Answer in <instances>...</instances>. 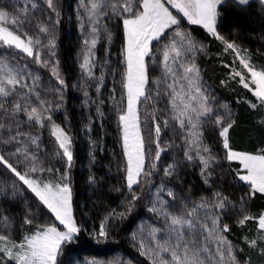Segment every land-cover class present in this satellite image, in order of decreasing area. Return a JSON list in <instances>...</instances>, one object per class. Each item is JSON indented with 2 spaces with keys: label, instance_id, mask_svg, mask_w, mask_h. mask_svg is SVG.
<instances>
[{
  "label": "snow or ice",
  "instance_id": "obj_1",
  "mask_svg": "<svg viewBox=\"0 0 264 264\" xmlns=\"http://www.w3.org/2000/svg\"><path fill=\"white\" fill-rule=\"evenodd\" d=\"M49 8H54L53 0H46ZM227 0H88L85 7L89 21V35L84 39L81 51V72L88 79L93 78V68L97 63L96 49L101 40H112L111 32L103 28L106 19L118 17L122 21L124 45L121 51L124 70L121 84L126 96V109L120 110L118 116L121 128L123 155L126 161L125 181L131 201L140 197L134 192V185H140L142 179L148 181L153 172L157 171V161L160 160L166 148L161 146V133L172 124L173 131L179 130L183 141V160H173L163 169L164 177L180 179L179 171L182 165L193 166L198 161L199 174L206 186H211L216 166L221 157L205 142L203 128L215 116V127L219 129V137L224 149L223 158L231 163L238 162L240 169L236 171V179L248 186L247 197L256 193L264 195V146L258 152H242L234 150L230 145L229 131L235 124L231 119L230 110L224 115L215 114L209 103V90L203 85L200 78V69L196 64V54L205 51V46L195 40L190 32L182 30L181 23L202 28L214 39L220 41L225 51L231 50L236 54L243 69H246L250 79L233 69V77L239 76L240 83L257 98L260 106L264 107V69L257 70L250 62L247 50L241 54L239 46L221 31L222 6ZM238 5H248L249 0H235ZM264 6V0H259ZM36 4L31 5L36 8ZM173 10H175L173 12ZM27 7L19 13H10L0 7V46L15 49L32 58L37 64L48 66L46 60L37 50L41 43L38 38H32L21 33ZM169 30L171 35H169ZM41 33H48V28L39 27ZM168 39L162 50L159 60L161 77L154 81L157 85L155 95L149 92V72L147 57L152 56L153 41ZM50 55L56 47L54 40L50 39L47 45ZM108 51L105 49V61L108 62ZM229 67V65H225ZM56 82L63 88L65 80L61 76L58 66L52 68ZM25 79L23 69L10 65L6 59H0V97H9L17 89L27 88L22 83ZM101 83L103 75L99 77ZM222 83H224L222 81ZM254 85L255 87H252ZM100 87L97 86V92ZM35 94V93H33ZM87 96V91L84 92ZM159 97H167L169 115L162 123L155 112L152 114V124L156 143L155 156L151 169L146 168V152L144 138L141 135L139 105L144 102H153ZM43 105V102H41ZM256 108V104L250 105ZM3 107V105H0ZM227 108L226 105H224ZM21 104L13 105V112H19ZM28 121L44 127L43 120L51 121V116L45 117L36 107L30 110L23 108ZM99 112V108L97 109ZM264 123V120L261 121ZM50 134L55 138L56 144L62 152L67 165L59 182L44 181L40 173L45 169L34 152L27 148H16L11 153L12 158L0 154V166L6 169L15 180L11 184H0V224L5 229L12 227V219L6 215L4 202L15 201L23 196L26 188L40 205L63 226L60 230L55 225H38L34 232L24 235L19 241L14 240L10 234H0V259H6L12 264H58V256L62 252L63 244L72 242L80 233L73 216V190L69 182L67 169L72 167L73 152L72 139L59 125H51ZM16 141V137L11 138ZM19 143V141H16ZM37 144V139L31 140ZM23 164V170L20 165ZM52 172V169H47ZM90 178V182H91ZM23 186V188L21 187ZM246 199L241 198V211L237 222L243 227L247 221L256 220L258 231L262 234L259 240L264 241V214L259 217L247 213L243 207ZM232 202L221 191H214L211 199L201 197L199 202L179 196L173 189L161 185L155 197L150 199L148 211L160 216L164 220V228L153 227L150 230L151 244L146 245L141 240L139 248L141 255H150L152 264H238L233 252L232 244L226 239L224 233L229 232L227 223L222 222L223 213ZM133 204H129V212ZM113 215H117L113 210ZM123 217L124 213H119ZM35 221L31 211L24 217L25 224ZM164 233L163 239H157L158 233ZM99 236L106 237L107 231L101 224ZM135 240L136 237L133 236ZM250 248H256L257 239L246 241ZM213 245L215 251H213ZM264 255V249L261 250Z\"/></svg>",
  "mask_w": 264,
  "mask_h": 264
},
{
  "label": "trees",
  "instance_id": "obj_2",
  "mask_svg": "<svg viewBox=\"0 0 264 264\" xmlns=\"http://www.w3.org/2000/svg\"><path fill=\"white\" fill-rule=\"evenodd\" d=\"M36 1L38 2V0H34L35 4ZM70 2L71 0H53L57 22L55 27L47 33V35L54 40L56 45L53 51L55 52L59 72L64 76L63 78L67 88V91L65 92L66 98L62 103H60L59 98H57L59 96L52 92L57 83L52 72V68L54 66L52 67L49 63L47 68L46 66L37 63L33 64L32 67L39 73L40 76V79L35 80L38 82L34 81L31 86L27 87L28 89H16L13 94L7 98L0 97V105H3V107H0V134L9 137L8 142L5 145L0 144V149L3 151L2 149L6 147L8 152H14L18 147H27L28 140L26 139V133L30 131L31 127L33 128L32 130L39 132L41 138H48L45 133L48 134L49 131L47 125L49 120L44 119V127H40L33 121H28L27 115L23 111L25 106H27L29 110L32 107H36L45 117L50 115L52 118L51 121L56 123H59L58 120L64 116L71 129L68 131L71 132L73 138L76 137L74 145L75 148H73L75 159H73V161L80 159V156H77V154L80 153L79 155H81V160L79 163L84 166L87 143L85 142V144H82L84 143L82 142V139L84 138H78L74 133L79 130L81 131L87 126L88 114L82 104V98L85 95H79L80 91L78 89H74L77 94L75 95L72 92L73 90L70 88V78H75V80L77 78L76 72L78 66L74 60V50L76 49V44L83 40V34L80 33L77 25H73L74 16L70 14ZM31 5L30 0H0V7L5 8L10 13H19L22 8L27 7L25 22L29 25V30L31 32V34L28 35L42 41L41 37H39L40 23L46 22L44 17L49 13L51 14V12L48 10V5L43 4L42 7L41 3H39V7L37 9L32 8ZM42 8H45L46 10L41 13L42 18H40L38 10L41 11ZM221 10L223 15L221 17L222 23L220 25V31L236 44H239L244 48H248L254 58L264 61V6H262L258 0H251L248 5H238L234 0H227V3L222 6ZM110 20L111 19H106L103 22V25H108ZM182 25L188 26L192 33H196L197 36L202 37L207 42L208 50L211 56L206 60H201L200 64L205 66L204 72L207 79L213 83H218L220 79L225 76L224 72L226 71L224 66L217 65L218 58L216 57L217 54L221 52L223 44L212 38L199 26L188 25L185 22H182ZM46 27H48L47 22ZM118 28L119 31H121V26H118L117 29ZM110 45L111 44H109V46ZM107 51L110 53L112 48L108 47ZM0 53L9 58L11 62L15 61V58L18 62L19 60L17 58L24 59L22 53L15 52L13 49L1 48ZM99 57L101 58V63L105 64V57ZM107 59L108 62L106 64H114L113 52L108 54ZM225 61L229 62L230 59H225ZM14 64L17 65L16 62ZM110 71L112 72L113 70L110 69ZM114 74L112 75L110 73V78H114ZM105 78L106 77H104L103 82H105ZM237 90L238 92L241 91L240 89ZM49 91L51 92L50 94ZM87 93V96L90 97L89 91ZM76 96H79V98L75 99ZM53 97L55 98L53 99ZM225 97H227V99H225L230 102H234L235 100L232 94H226ZM248 98L252 100V97L249 95ZM41 102H43V105H41ZM15 103L21 104V110L14 113L13 105ZM237 105L239 106H236L235 110V124L229 131L231 143L236 148L243 149L245 151H254L259 149V147L264 146V123L261 122L264 120V112H261V110L258 109L259 107L261 108V106L255 108L256 110H251V108L245 103H239ZM105 108L106 105H104V109ZM102 114L107 116V118H110L112 121V110H107L106 113L102 112ZM93 119L95 123H93V127H88V131L91 129L92 131L94 130V135L97 134L96 140L98 141L96 143V149L93 148L91 150L92 153H90V159H93V161L88 164H90L89 166H91L92 172L95 173V177L92 176L93 179H91V182L89 183H86L85 178L83 177L79 183L76 184L75 181V185L77 186L76 188L73 186L74 197H76L74 202L76 201V203H79V208L75 209H77V211H81L82 216L85 217L86 228L91 230L90 232H92V238H98L100 244H107L110 246L108 249H112V251L116 253H122V251H125V243L127 242V238L130 236L129 232L136 227L137 223L140 221V216L145 214L150 222H154L155 216L153 213L141 208V204L143 203L142 200H145L143 194H141L140 198L134 202L131 201L132 194L128 196V206L130 203L133 204L130 212L127 210V206H125L122 209L126 208V211L122 209H120V211L115 210L117 215L112 214L113 210H111V208H117V203L120 199L119 197H121L122 194L119 192L120 188H118L119 179H117V164L115 165V162L113 161L115 158L112 156L117 152V138L113 131V122L105 120L102 126L99 125V127H97L98 118L96 114H94ZM6 123H8V125H6ZM216 129L217 128L215 126H212V128H208L206 126L205 131L208 135L207 137L217 141L218 137L215 132ZM64 130L67 132L66 129ZM12 137H16V141H19V143L12 141ZM99 141H104L106 146L103 147ZM52 146L54 145L51 144V150H53ZM229 165L231 166L229 168L223 166L216 167V171L212 179L213 186L211 188V195L214 191H221L236 205V207L232 210L234 212L233 221L231 222V227L227 236L231 240V243H235L234 245L237 246L234 249V255L236 256L238 264L240 261H245L246 264H258L260 263L262 256H264L261 254V249H259L261 247L264 249V243L259 240L260 232L256 230V220L247 221L243 227L239 226L237 220L239 218L238 214L240 213L239 209L242 207V197H244L247 201L243 207L247 209L250 215L259 217V215L264 212V195L256 193L252 197H247V191H245L247 187L236 179L235 174L231 173L235 171L232 168L237 166L230 163ZM226 168L228 169V172ZM229 174H231V177ZM179 177V180L172 178V180H170L172 185L170 184L169 187L179 196L182 195L183 192H187V195H191L195 192L198 193L199 188H205L207 190L210 189L203 183L199 174L198 166H187L186 164L182 165L180 167ZM0 181L3 182V180ZM154 182H150L149 186H151ZM29 197L31 198L30 195ZM15 205H19V207L15 206L18 208L16 210L11 209V207H6L8 210V215H6L12 219V225L20 224L29 211H31L36 219L37 217L41 219L39 215L42 216L43 210L37 205L35 200H32V202L28 205L22 204V201ZM138 207L139 212L134 214V208H137L138 210ZM119 213H124V216H119ZM46 214L47 213H45V215ZM101 224L105 225L107 231V236L104 238L97 237V235H99L98 233L96 235V231H100ZM83 235H85V237L89 236L87 233H83ZM158 236L159 235H157V237ZM82 238L83 239H77L76 245L79 244L80 246H73L71 248H82L84 246V248H89V251H91L94 246L92 245L90 238L87 239V241L85 240L86 238ZM251 239L258 240L256 248H250L246 242ZM131 257L135 260L137 259V257L132 254Z\"/></svg>",
  "mask_w": 264,
  "mask_h": 264
},
{
  "label": "rangeland",
  "instance_id": "obj_3",
  "mask_svg": "<svg viewBox=\"0 0 264 264\" xmlns=\"http://www.w3.org/2000/svg\"><path fill=\"white\" fill-rule=\"evenodd\" d=\"M30 2L31 4H33L34 0H30ZM83 2L84 4H87L88 0H83ZM39 3H41L42 7H43V4L47 5L46 0H38V2L36 1L37 6L35 9L39 7ZM45 10H46L45 8H42L41 11L38 10V13H40V16H39L40 18H42L41 13H43V11ZM48 10H50L52 16H54L52 17L51 14L49 13L48 15L44 17V20L47 22V25H48L47 27L48 31L50 32L51 29H53L56 25L57 16L55 13L56 10L54 8H48ZM69 10H70V14L74 16L73 25H77V27H79L80 33L83 34V38H82L83 40L79 41L76 44V49L74 50V60L78 66L77 72H76L77 78L76 80L75 78H72V77L70 78V82H71L70 88L73 90L72 92L75 95H77L75 91L76 89L80 91L79 95L84 94L85 91L87 92L89 91L90 93V97L84 96L82 98L83 107H85L86 112L88 114L87 124H86L87 126L84 127L81 131L79 130L78 132L74 133L75 136H77L78 138H81V139L84 138L82 139V142H84L82 144H85V142L87 143L86 144L87 150L85 151L86 160L84 159L85 164L84 166H82L79 163L81 160V155H79L80 154L79 153L77 154V156H80V159H77L76 161L74 160L72 163V167L70 169H67L69 173L70 186L72 187V190H73V186H75V188L77 186L75 185V181L77 184L83 177L85 178L86 183H89L90 178H92V176L95 177V173L92 172L91 166H89L90 164L88 163H92L93 161V159H90V156H91L90 153H92L91 150L93 148L96 149V143L98 140H96L97 134L94 135L95 134L94 130L92 131L91 129L90 131H88V127L89 126L93 127L92 125L93 123H95L93 119L94 114H96L98 118L97 127H99V125L102 126L105 120L111 121V119L107 118V116L102 114V112L106 113L107 110H112V121L111 122H113L112 124L114 128L113 131H114V134L116 135V138H117L116 142L118 145L116 154L115 155L113 154L112 156L113 158H115L113 159V161L115 162V165L117 164V171H118L117 179H119L118 188H120L119 192H121L122 194H121V197H119L120 199H119V202L117 203V208L112 207L111 210L120 211V209L124 208L125 206H127V210H128L129 206L127 204V201H128L127 198L132 193L129 192L126 181H125L124 169L126 168V161L123 155L121 128H120V124L118 120L120 110L126 109V96L124 94V89L121 84L122 72L125 67L124 64L121 63V60H122L121 51L124 45L122 21L118 17H113L111 18L110 23L108 25L106 26L103 25V28H106L109 32H111L112 40L110 43L107 40H101L98 43L97 49H96L97 63H96V66L93 68V78L88 79L86 76H84V74L81 72L80 67H79V63L81 62V51L83 48V42H84V39L89 35L90 25H89V21L87 18V13L85 11V7L82 6V0H71ZM46 22L40 23V26L46 27ZM182 22H185V21H182ZM24 24L25 25H23V27L20 29L21 33L22 34L26 33L27 35L31 34L29 30L30 28L29 25H27L26 22H24ZM118 26H121V31H119V28L117 29ZM181 28L182 30L186 32H190L192 37L195 40H197L198 42L202 43L205 46V51L197 53L195 60H196V64L198 68L200 69L201 81L203 85L209 90L210 97H211L209 103L213 107L215 114L224 116L230 110L231 119L235 121L236 106H239L237 104L245 103L251 108V110H256L255 108H252L250 105L256 104L257 105L256 108H258L260 104L257 101V98L253 96L252 92L248 91V89L243 87V85L240 83L239 76L233 77L232 75L233 69H235L236 71L241 72L245 76L246 79H250V75L247 72V70L243 69L242 65L240 64V61L236 59V54L232 52L231 50L225 51V47L223 45L221 52H219L216 57L218 58L217 65L224 66V69H226V71L224 72L225 76L222 77L218 83H213L212 81L207 79V77L205 76L206 75L204 72L205 66L203 64H200L201 60L203 59L206 60L211 56L208 50L207 42L202 37L197 36L196 33H192L189 27L183 26L182 23H181ZM44 34L45 33H41V32L39 33V37H41L42 41L40 40L41 43L36 46L37 50H39L41 55L46 60L49 61L52 67L58 66L56 57H52L50 55V49L47 46L48 41L51 39V37L48 36L47 34L46 35ZM168 34L171 35L170 30ZM168 42L169 41L167 38L162 39L159 42L153 41L152 56L146 58V61L148 64V72H149L148 89H149V92H151L153 95H155V90L157 87V85L153 82L159 80L161 77V69H160L159 60L162 57V50ZM109 44L111 45L109 46ZM237 45L242 50L241 51L242 55L244 54L243 50H247V55L248 57H250V62L257 70L264 69V61L262 60L260 61L254 58L251 51L248 48H244L239 44ZM107 46L112 48L111 52H113L114 64L108 65V64L101 63V58L99 56L105 57V49ZM1 48L10 49V48L0 46V49ZM13 50L15 52H19L18 50H15V49ZM53 50L54 49H52V51ZM23 57L24 59L17 58L19 62L16 61V58L14 59L15 61L11 62L9 58L3 56L2 53H0V59H6L10 63L11 66L17 69H23V74H24L25 79L22 81V83L28 85L29 87L35 80L40 79V76H39V73L35 71V69L32 67L33 64L36 63V61L32 58L25 56V54H23ZM25 58H28V59H25ZM225 59H230V61L226 62ZM13 62L14 63L16 62L17 65H15ZM225 65H229V67H225ZM46 67L48 68V66ZM109 68L113 71L111 72ZM110 73L112 75L114 74V78H110L109 76ZM101 75H103V79L104 77H106L105 82L102 81L101 83L99 79ZM61 76L64 77L63 75ZM222 81L224 83H222ZM35 82H38V81H35ZM97 86L100 87L99 92H97ZM252 87H255V86L252 85ZM24 89H28V88H24ZM24 89L17 88V90H24ZM237 89H240L241 91L238 92ZM66 91H67L66 86L61 88V86L58 83H56L55 88L52 90V92H54L55 94L59 96L57 98H59L60 103H62L63 100H65ZM50 93L51 92L49 91V94ZM226 94H232V96L235 98L234 102L227 101L226 100L227 97H225ZM248 95L252 97V100L248 98ZM55 97H53V99ZM77 98H79V96H76L75 99ZM104 105H106L105 109H104ZM224 105H226L227 108H225ZM138 107H139V115H140L141 135L144 138V147H145V152H146V168L150 170L151 164L153 163V159L155 156V150H156V143L154 142L155 135H154V127L152 124V114L153 112H155L162 123L163 119L169 115L167 97H159L151 103L144 102L140 104ZM98 108H99V112H97ZM258 109H260L261 112L262 111L264 112V107L261 106V108L259 107ZM58 122L59 123L49 121L47 123L49 131H48V134L47 133L45 134L48 138H45V137L41 138V135H39V132L32 130L33 129L32 127L30 128V131L26 133V136H27L26 139L28 140V142H27V147L25 148L35 153V155L38 157L39 161L41 162L42 167L45 169L43 173L39 174L40 178L46 182L51 181L53 183L59 182L60 178L62 177L63 173L66 170L67 162L65 158H63L62 152L59 149L58 145L56 144L55 138L52 137L50 134L51 125L55 123L56 125H59L61 128L67 130V134L72 139V145H71L72 152H73V148H75L74 145L76 141V137L73 138L71 135V132L68 131L71 129L68 125L67 120L64 118V116L60 118ZM172 124H174V122H170V126L168 128H165L161 133L162 134L160 138L161 146L166 148L167 150L166 152L162 153L160 160L156 162L158 171L153 172L152 176L149 178L148 181H144L142 179V183L140 185H134V192H136V194L139 195V197L141 194L144 195L145 200H142L143 203L141 204L142 206L141 208L147 211H148V207L150 206V199H153L155 197L156 190L161 185H164L167 188L170 187V184H171L170 180H172V178L164 177L163 169L168 164L172 163L173 160H183L184 159L183 147H182L183 141L181 140L180 135L178 134L179 130L177 129L176 131H173L172 126H171ZM6 125H8V123H6ZM206 126L208 128L210 127L212 128V126L213 127L215 126V116H213L210 122L206 123L203 128L204 135H205V142L213 149L215 154L221 157L220 163L216 167H220V166L227 167V168L231 167L229 165V162H227L223 158L224 149L222 146V140L218 134L219 129H216L215 131L218 137L216 141V140L210 139V137H207L208 135L205 131ZM33 138L37 139V144L40 143L39 148H37L36 144L31 143V140ZM8 139L9 137L3 136L0 134V144L5 145L8 142ZM229 140H230V136H229ZM99 143L102 144L103 147L106 146V143L104 141H99ZM51 144L54 145L52 146L53 150L50 149ZM230 145L234 150L242 151V152L255 153V152H258L260 149L259 147V149H256L254 151H245L243 149L236 148L231 143V140H230ZM2 150L3 151H1L0 149V154H4L8 156L9 158H12L11 153L13 152H8V150H6V147ZM73 157H75V154H73ZM12 159H13V162L15 163V159L14 158ZM230 164H234L235 166H237L235 168L233 167L232 169H234L235 171L231 172L235 174L236 176V171L240 169V165L238 162H231ZM193 166L199 167L198 161ZM20 167L23 170L24 165L21 164ZM49 168L52 169L53 171L52 172L47 171V169ZM227 172H228V169H227ZM229 175L231 177V174ZM0 180H3V182L0 181V183H7L10 185L11 182L15 180V177H12L11 174L8 173L6 169H3L2 166H0ZM150 182H154V183L151 186H149ZM240 183L245 185L243 182H240ZM212 186L213 185H211L210 187L207 186V188H210L208 190L205 188H199L198 193L195 192L191 195H187V192L186 193L183 192L182 195L180 196L189 198L191 201H196V202H199L201 197H204L205 199H211ZM245 186L247 187L245 191L248 192V186L247 185ZM21 187L23 188L22 185ZM149 190H150V193H149ZM147 193H148V196H147ZM29 195L31 196V198L29 197ZM75 198L76 197H74V192H73V216L75 218V221L78 227L81 229V231L72 242L70 243L66 242L65 244H63L62 252L58 256V264H105V263L106 264H152V258L150 255H141L139 244L141 240H143V242L146 245L145 251H147L149 245L153 248L155 247L154 244H151L150 230L153 227L160 228V229L164 228V220L162 217L157 216L156 214L153 213L155 216L154 222H150L148 217H146L145 214H142V216H140L141 217L140 221L137 223L136 227L132 229L131 232H129L130 236L127 238V242L125 243V247H126L125 251L124 252L122 251V253H116L112 251V249H108L110 246H108L107 244H100V241L98 240V238H94V237L92 238L91 236L92 232H90L91 230L86 228V224H85L86 220L84 219L85 217L82 216L81 211L78 210L79 211L78 212L77 209H75V208H79V205H78L79 203H76V201L74 202ZM32 200L33 201L35 200L37 205L43 210L42 216L39 215L41 219H39L38 217L37 219L35 218L34 225L25 224L24 219H23L20 224L12 225L10 229H5L4 226L0 224V234H10L14 240L19 241L23 238L24 235L34 232L38 225H45V224L55 225L60 230H63V226L59 225L58 221H55V218L52 217L51 214L48 213L47 210L44 209L43 206L39 204V202L36 200L33 194L30 193L26 188L23 189V196L21 198H18L15 201L4 202L2 206L5 209H7L6 207L8 208L11 207V209L16 210L18 209L16 207H19V205H15V204H19V202L22 201V204L28 205L30 204V202H32ZM235 207H236L235 203L232 202L229 205L228 209L223 213V216H222V222L227 223L229 225V228L231 227V222L233 221L234 212L232 210ZM122 210L126 211V208ZM133 211H134V214H137L139 212V207H138V210L137 208H134ZM239 211H241V209H239ZM45 213L47 214L45 215ZM247 213L249 214L248 211ZM6 214L8 215V213ZM261 214H264V212ZM256 225H257V222H256ZM256 230L258 231V228ZM83 233L84 234L87 233L89 236L85 237ZM97 233L99 234V231H96V235ZM227 234L228 232L224 233L226 239L231 243V240L229 239ZM157 235H159L157 237L158 240L164 238L163 232L158 233ZM261 235L262 234L260 233V236ZM133 236L136 237L135 240L133 239ZM82 237H84V239L86 238L85 239L86 241L89 238L92 241V245L94 247L93 249H91V251H89V248H86V247L84 248V246L82 248H77V247L71 248L73 246H80L79 244L76 245L77 239H83ZM97 237L104 238L99 235H97ZM261 242L264 243V241H261ZM231 244H232L233 252H234V249L237 246L234 245L235 243H231ZM259 249L262 250V247ZM213 251H215L214 245H213ZM131 254L136 256L137 259L135 260L133 257H131ZM243 263L246 264L245 261H240L239 264H243ZM0 264H12V262L7 261L6 259H0ZM258 264H264V256H262V258L260 259V263Z\"/></svg>",
  "mask_w": 264,
  "mask_h": 264
},
{
  "label": "crops",
  "instance_id": "obj_4",
  "mask_svg": "<svg viewBox=\"0 0 264 264\" xmlns=\"http://www.w3.org/2000/svg\"><path fill=\"white\" fill-rule=\"evenodd\" d=\"M259 1V0H258ZM175 11V10H174ZM185 23H187L186 21H185Z\"/></svg>",
  "mask_w": 264,
  "mask_h": 264
}]
</instances>
